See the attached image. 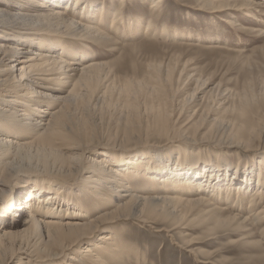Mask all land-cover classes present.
Listing matches in <instances>:
<instances>
[{
	"label": "bare ground",
	"instance_id": "obj_1",
	"mask_svg": "<svg viewBox=\"0 0 264 264\" xmlns=\"http://www.w3.org/2000/svg\"><path fill=\"white\" fill-rule=\"evenodd\" d=\"M143 1H153L148 5L150 18L144 27L139 20L122 22L121 8H108L112 12L108 14L106 7L92 6L85 0H0V264H63L67 259L72 262L69 264H125L132 256L138 258L134 264H140L144 252L139 248L132 251L134 245L108 230L120 220L135 221L141 229L157 221L165 228L156 232L179 229L183 235L181 230L191 229L209 240L217 232H233L245 239L257 234L262 243L251 244L264 251V149L255 162L250 159L236 164L238 175L244 178L234 177L242 180L239 187L229 182L236 172L221 181L212 168L203 181L195 179L191 169L183 174L178 166L173 168L172 160L170 164L154 166L161 162L159 156L124 159L102 152L100 157L82 163L78 155L65 154L76 137L77 126L71 118L79 104L92 107L122 96L129 108H135V97L144 90L151 100L146 119L156 131L163 129L170 115L184 111L187 125L191 122L188 129L195 132L216 107L221 116L209 123L208 133L215 132L244 149L252 148L257 141L264 144V81L257 84L258 88L247 81L242 91L220 94L212 103V92L198 97L201 76L190 74L186 62L182 65L176 61V68L171 63L173 57L146 63L147 75L138 80L120 77L107 63L97 61V56L93 55V60L87 55L94 47L105 46L109 51L135 49L138 45L118 47L115 38L121 34V27L127 30L128 37L133 38L144 28V39L152 38L156 29L152 15L163 0ZM182 1L190 4L188 8L209 13L246 10L252 14L254 6L264 9V0ZM118 3L123 5L125 0ZM185 82L193 84V89ZM206 82L201 84L205 86ZM179 85L182 90L178 94L184 97L175 108L173 93L177 91L173 88ZM259 104L263 106L262 114L256 109ZM190 112L192 116H188ZM128 127L132 130L136 124ZM27 156L37 159L35 166L42 172L26 173L23 167L16 168ZM206 170V166L201 167L198 176ZM15 174H21L18 181L24 180L23 184L32 182L21 195L8 186ZM153 175L163 176V180L153 181ZM74 177L81 180L75 190ZM142 179L151 185L136 189L132 182L140 183ZM42 186H49L51 193L46 194ZM73 196L75 201L70 200ZM88 202L100 204L94 206L96 214H83L82 207ZM71 206L72 212L64 214ZM23 215L25 218L17 219ZM20 226L23 228L18 230ZM24 233L32 235L31 244L18 238ZM246 243L242 247L247 248ZM205 263L212 264L208 260Z\"/></svg>",
	"mask_w": 264,
	"mask_h": 264
},
{
	"label": "rangeland",
	"instance_id": "obj_2",
	"mask_svg": "<svg viewBox=\"0 0 264 264\" xmlns=\"http://www.w3.org/2000/svg\"><path fill=\"white\" fill-rule=\"evenodd\" d=\"M256 1L258 0H253V3H256ZM85 2L91 3L92 6L106 7L105 13L108 14L112 13L108 8H111L113 11L121 8L122 22L134 23L135 20H139L144 27L150 18L148 5L153 1L147 3L143 0H125L123 5L118 3V0H85ZM184 5L185 1L182 0L162 1L159 10H156L155 14L152 15L154 20L153 26L156 28L152 38L144 39V28H141L133 38L128 37L127 30L124 31L125 29L123 30V27H121V34L115 38L118 47L121 48L127 44L138 45L135 49L128 50L123 48L119 51H109L107 47L102 46L99 48L94 47L92 52H87V55L91 56V58L97 56V61L107 63L113 69L112 71L120 77L127 75L133 76L138 80L147 75V70L145 69L146 63L165 62L173 57L175 59L171 63L175 64L176 68V64H178L176 61H181L182 65L186 62L190 74H199L201 76V82L207 81L205 86L201 82L197 84V92L201 93L200 95L198 94V97L208 91V93L212 92V95H214V101L212 103L218 101L220 94L225 95L227 92L242 91L243 87L247 85V81L248 83L252 82L253 84H251L255 88H258V85L264 81V9L254 6L253 10H251L252 14L245 13L246 10L244 12L242 10H229L227 12L209 13L208 10L188 8L190 6L188 3H186L187 6ZM235 24L237 26L240 25L243 29L233 26ZM65 44H68V42ZM184 84L187 85L188 82ZM192 85L189 84L187 86L192 88ZM181 88L182 86L180 85L178 88H173V91H177L176 94L173 93L175 95L173 101L175 108H177L178 102L184 97L178 94L182 90ZM170 96L172 95L170 94ZM116 98L111 101L112 103L110 101H104L103 103L92 104V107H85L79 104L75 108L71 121L74 123V126H77V132L76 137L72 138L71 150H66V155H78L77 157L78 159L80 157L82 163H88L90 159L100 157L102 152H109L115 156H123L124 159L159 156L161 162L159 164L153 163L154 166L170 164L173 161V168L174 166H178L182 170V173L191 169L190 172H195V179L202 178L201 180L203 181L206 179V176H209L212 168L215 170V173L219 174L221 181L224 176L225 180H227L226 178L236 172L234 176L230 177L229 182H234L236 184L235 186L239 187L242 180L238 181L234 177L244 178L242 175H238V169L235 168L236 164H242L244 161L250 159L255 162L261 156L260 153L264 149V144L259 143L260 141L252 144V148L244 149L235 146L234 142L229 141L224 136H218L215 132L208 133L206 129L209 123L213 119L220 118L221 116V111L214 109L216 107H213L212 110L214 111H210V115L206 116L207 118L201 123V127L195 132L190 128L188 129L191 122L187 125L188 119L183 115L185 114L184 111H177L173 115H170V120L167 121L163 129L156 131L150 124L151 121L146 119L148 112L147 106L150 105L149 101L151 100L145 94V90L135 97V108H129L126 100L122 96H116ZM104 103L108 107H104ZM199 105L200 102L197 107ZM256 109L259 114L263 113L262 104L257 105ZM95 110L96 112L94 113ZM103 110L105 111V115ZM98 111L102 112L99 113ZM145 111L146 113H144ZM135 112L137 116H135ZM192 114L193 112H190L188 116H192ZM123 122L125 123L123 124ZM133 122L136 124V128L131 130L128 125ZM36 160L35 158L33 159L27 156L21 160V163L16 168L21 169L23 167L21 170H24L26 173L32 171L42 172L39 166H35ZM119 166L121 165L118 164L117 167ZM203 166H206L207 170L199 177V169ZM20 175L15 174L8 186L9 188L12 187L13 192L21 195V191L24 192V190L30 189L32 182L28 180L29 182L26 181V185L23 184L24 180L18 181ZM254 175L251 176V181L249 180L251 184L254 182ZM160 177L162 178L160 179ZM73 179L72 187L75 190V187L81 180L80 177H74ZM160 180H163V176L153 175V181ZM46 182L48 181L46 180ZM132 184L136 189L151 185L147 179H142L140 183L134 181ZM172 184L170 183V186ZM176 186L180 185L176 184ZM42 187L45 189L44 192L46 194L51 193L49 186ZM5 189L8 188L5 187ZM75 199V196L72 199L70 198L71 201H75ZM81 199L83 200V198ZM93 202H88L83 205V214L88 213L90 216L97 213V211H94V206H100V204L97 205ZM72 205H75L74 202ZM244 205L246 206V203ZM70 212H72V206L68 211L63 213L67 214ZM23 218H25L24 215L17 219L22 220ZM160 224L162 223L156 221L152 224L154 226L149 224L147 227L142 226L141 229L135 221L120 220L113 226H109L108 230L115 231L124 238L123 240L125 242L134 245L131 248L132 251L134 248H139L140 251L144 252L140 264H210L205 263L207 260L212 264H264V251L251 244L254 241H260L262 243L260 236L257 234L245 239V236L242 237L241 234L239 236L233 232H217L214 238L209 240L206 236H200L199 231L191 229L187 231L181 230L185 232L183 235L179 234V229L170 232H156L158 229L165 228L163 224ZM2 227L0 226V229ZM22 228L23 226H20L18 230ZM29 233H27L28 235L25 233V235L21 234L18 238L21 241H28L31 244L33 238ZM180 236L184 237L182 238ZM239 237L245 241L244 243L248 241L245 245L249 249L242 247L244 243L237 239ZM229 241L233 244H230ZM239 243H242V245H239ZM258 248L259 250H255ZM69 256L72 255L70 254ZM137 259V257L132 256L129 261L125 260V264H134ZM76 260L79 261V258H76ZM69 263H72L69 259L63 260V264ZM76 263L73 262V264Z\"/></svg>",
	"mask_w": 264,
	"mask_h": 264
}]
</instances>
